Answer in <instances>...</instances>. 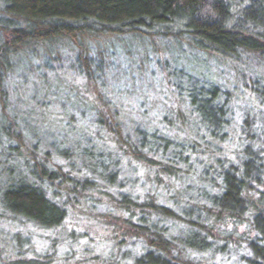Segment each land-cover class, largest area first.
<instances>
[{
	"label": "trees",
	"instance_id": "1",
	"mask_svg": "<svg viewBox=\"0 0 264 264\" xmlns=\"http://www.w3.org/2000/svg\"><path fill=\"white\" fill-rule=\"evenodd\" d=\"M123 40L137 42L132 67L153 53L176 76L160 124L114 97ZM70 53L81 82L56 90L94 127L74 120L56 146L58 124L9 76L40 61L62 77ZM187 54L205 77L171 70ZM210 62L235 89L210 78ZM0 202L24 224L73 220L71 234L108 241L106 255L69 264H264V0H0Z\"/></svg>",
	"mask_w": 264,
	"mask_h": 264
},
{
	"label": "rangeland",
	"instance_id": "2",
	"mask_svg": "<svg viewBox=\"0 0 264 264\" xmlns=\"http://www.w3.org/2000/svg\"><path fill=\"white\" fill-rule=\"evenodd\" d=\"M163 42L162 45H164ZM124 46L125 48L123 49ZM119 49H122L123 52L122 54L117 52V56L113 57L110 72V78L115 87L114 97L130 112L127 114H130L134 119L137 118L138 111L142 113L148 112L153 117L152 123L160 124L164 111L170 105L171 92H169L170 88L168 89V87L175 80L173 77L176 76L163 71L162 65L158 64L157 56L153 53L149 57V62L145 64L146 70L145 66L140 62L135 63L134 67H132L131 63L137 57L134 51L138 49L137 42L133 40L131 44L129 41L125 40L124 42L123 40V45H120ZM72 56L73 53L67 54L65 56L66 62H62L59 67L58 71L62 77H56V71L50 64L43 68L40 61L35 62L34 71L27 73L21 69V65L16 68L14 74L9 76L8 88L13 95L17 96L21 91L27 102L28 99L36 96L38 100H34L33 103L36 104L34 109H36L39 118H45L47 122L53 120L54 124H58L61 127L58 129V126H54L51 130L56 132L55 136L58 137V140L60 139L57 141L56 146H60L62 137L68 134L67 131L71 129L69 125L74 120L77 127L84 126L90 129L94 127L91 124L89 115L75 112L72 109L70 100L67 97L70 95L72 99L74 94H69L68 88H60L61 92L56 90V83H61V80L63 86L71 84L75 88L81 82V79L71 69ZM159 57L163 60L168 57V54L164 51ZM190 59L192 58L187 54L184 59L178 60L177 63L170 62L171 70H176L178 73L183 70L184 77L190 75L205 77L206 68L204 63L200 60L192 61ZM139 67H144V69H139ZM210 70V78L219 87L233 86V89L236 88V84H231L235 79L232 77L233 72L231 70L221 64L213 66L212 62H210ZM242 83L240 86L244 85ZM246 102L247 100L241 103L247 106ZM72 116H74L73 120L71 119ZM234 116L236 122H240L239 112H236ZM72 135L70 133L69 137L72 138ZM230 141L232 142V139ZM42 148L47 150L45 146H42ZM57 162L61 163L60 160H57ZM131 176L141 177V172L138 171L137 174H132ZM143 185H145L144 182H140L138 191L142 192L141 186ZM145 186L147 190L148 185ZM73 229H79V226L73 220L68 221L65 229L55 230H42L33 224H24L12 219L0 202V264H17V261H19L18 264H34L30 262L34 260L37 264L50 261V264H63L64 261L69 264L91 254L106 255L111 250L107 240L101 238L91 241L84 237H79L77 233L71 234ZM135 249L137 250V247Z\"/></svg>",
	"mask_w": 264,
	"mask_h": 264
}]
</instances>
